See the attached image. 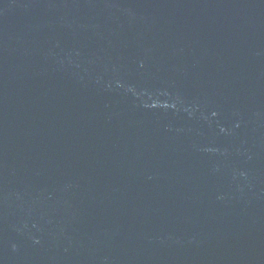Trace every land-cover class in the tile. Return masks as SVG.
Here are the masks:
<instances>
[{"label": "water", "instance_id": "water-1", "mask_svg": "<svg viewBox=\"0 0 264 264\" xmlns=\"http://www.w3.org/2000/svg\"><path fill=\"white\" fill-rule=\"evenodd\" d=\"M0 264H264V0H0Z\"/></svg>", "mask_w": 264, "mask_h": 264}]
</instances>
